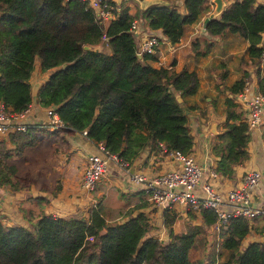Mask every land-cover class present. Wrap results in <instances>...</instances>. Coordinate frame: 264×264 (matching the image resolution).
<instances>
[{
  "label": "trees",
  "instance_id": "obj_1",
  "mask_svg": "<svg viewBox=\"0 0 264 264\" xmlns=\"http://www.w3.org/2000/svg\"><path fill=\"white\" fill-rule=\"evenodd\" d=\"M134 5V13L121 6L112 20L101 25L90 0H0V102L11 113L25 109L37 64L47 76L37 89L36 103L52 107L64 127L85 131L93 144L101 143L127 166L143 149L158 150V143L189 154L192 136L177 95L195 93L196 73L155 66L151 53L137 55L138 41L130 24L138 20L137 30L147 24L173 45L187 26L211 12L209 1L183 0V13L170 4L135 1ZM202 26L212 37L239 35L247 42V54L258 62L264 3L230 0ZM194 41L197 54L205 40ZM241 87V80L234 82L229 94ZM257 90L264 93V80L258 81ZM223 104L224 121L211 152L216 157L214 172L230 178L234 166L248 158V129L230 96ZM54 135L27 124L25 131L0 138V186L12 192L28 189L32 176H16L7 159ZM147 204L152 205L144 199L140 207ZM20 211L26 226L0 222V264H264V240L241 245L249 231L262 233L264 218L260 217H233L216 228L214 211L201 209L197 212L201 224L186 225L168 240H159L149 235L148 218L142 213L131 216V210L116 221L107 220L98 204L86 217L31 219L30 211ZM176 218V212L165 209L161 224L168 228ZM210 228L216 229L217 236L207 232ZM216 238L222 252L215 247ZM196 246L208 250L191 260Z\"/></svg>",
  "mask_w": 264,
  "mask_h": 264
},
{
  "label": "crops",
  "instance_id": "obj_2",
  "mask_svg": "<svg viewBox=\"0 0 264 264\" xmlns=\"http://www.w3.org/2000/svg\"><path fill=\"white\" fill-rule=\"evenodd\" d=\"M209 1L210 13L203 19L216 16L215 4ZM230 0H221V8ZM264 3V0H255ZM174 3V2H172ZM178 12L183 13V0L175 6ZM202 20L186 27L178 42L170 45L158 31V44L155 48L154 65L171 67L175 71L187 69L194 71L198 79V87L192 95L177 100L185 110L188 127L192 136L190 155L206 170L213 169L216 157L211 152L216 135L221 131L224 121V104L226 96H230L229 88L241 78H249L251 85L258 89V81L264 80V63L260 64L256 58H251L247 52V42L235 33H226L221 36H209L202 27ZM142 34L151 31L144 27ZM194 39L205 40L194 53L197 46ZM260 46V44H259ZM203 55V56H200ZM37 77L32 84L31 79ZM47 72H40L35 64L30 78L31 109L21 117L23 122L33 125L39 131H53L54 137L45 143H39L23 150L21 156L7 159V163L15 167V175L32 176V183L26 190L12 192L0 186V221L4 225L18 223L26 226L25 217L20 209L31 212V219L40 215L55 217H86L87 212L94 205L101 208L104 217L109 221L123 220L122 216L131 210V216L144 214L151 227L149 235L159 240H168L171 235L184 230L186 225L201 224L198 213L184 210L181 207L170 208L176 212V220L168 228L161 224L162 209L151 204L140 207L144 202L140 186L130 181L133 174H143L149 177L157 176L174 167V163L157 149L145 148L135 157L128 168H121L115 162L108 161L105 170L96 184L95 189L85 193L80 189V175L89 154H98L89 139L80 132L71 129H50L45 108L36 103L38 87L44 82ZM241 116H242V111ZM24 118V119H23ZM261 122L248 129L246 152L248 158L240 165L234 166L230 178L218 176L212 180L215 190L225 197V192L238 185L245 171L257 170L260 179L256 188L251 192V205L258 206L264 202V109L261 112ZM2 136L0 138H4ZM224 200L221 209H227ZM190 214L193 216L191 218ZM259 227V224H256ZM213 237V228L207 231ZM262 233L249 231L243 238L241 245L245 247L252 242H262Z\"/></svg>",
  "mask_w": 264,
  "mask_h": 264
},
{
  "label": "built area",
  "instance_id": "obj_3",
  "mask_svg": "<svg viewBox=\"0 0 264 264\" xmlns=\"http://www.w3.org/2000/svg\"><path fill=\"white\" fill-rule=\"evenodd\" d=\"M90 6L94 10L95 19L101 24L113 19L118 11L110 0H90ZM130 30L135 33L138 41L137 55L152 53L157 44L156 37L153 34H142L141 30H137L136 21L131 22ZM259 61L264 63V43ZM234 101L242 108L243 119L247 122L248 129L261 122L264 94L255 91L247 77L243 79L242 89L235 93ZM31 107L30 101L19 113H11L0 102V137L10 132L25 131L27 123L20 118ZM45 115L48 128L56 130L66 128L53 112L52 107L45 108ZM81 135L85 137V131H82ZM95 149L98 154H90L86 157L80 175V189L88 194L95 189L108 161L115 162L121 168H128L125 162L108 153L101 143L95 145ZM158 152L169 158L175 168L152 177L143 174L130 176V181L140 186L144 199L153 206L162 210L181 207L193 213L201 209H210L216 214V228L233 217H242L247 220L254 217L264 218V202L258 206L251 205V192L256 188L260 179V173L257 170L245 171L238 185L231 187L225 192V197H222L212 185V180L218 177L213 169L206 170L190 154L167 149L163 143H158ZM222 200L228 206L227 209H221Z\"/></svg>",
  "mask_w": 264,
  "mask_h": 264
},
{
  "label": "rangeland",
  "instance_id": "obj_4",
  "mask_svg": "<svg viewBox=\"0 0 264 264\" xmlns=\"http://www.w3.org/2000/svg\"><path fill=\"white\" fill-rule=\"evenodd\" d=\"M136 1V0H135ZM135 1L133 0H120V1H115L118 8L121 6H126L128 7V9L134 13L136 10V6ZM175 3V6L178 5L180 3V0H146V4L147 5H171ZM37 77L35 76V78L31 79L32 84H34V80H36ZM1 222V221H0ZM3 223V222H2ZM13 225H18V223L13 224ZM213 231L215 232L216 236H217V231L216 229L213 228ZM216 243H215V247L217 249L218 252H222V248L220 247V240L218 238L215 239ZM206 250H208L206 247H195L193 250H191L190 252V259L191 260H196L198 258H200L203 255V252H205ZM224 256V255H223Z\"/></svg>",
  "mask_w": 264,
  "mask_h": 264
},
{
  "label": "clouds",
  "instance_id": "obj_5",
  "mask_svg": "<svg viewBox=\"0 0 264 264\" xmlns=\"http://www.w3.org/2000/svg\"><path fill=\"white\" fill-rule=\"evenodd\" d=\"M111 1V3L114 5V6H116L117 8H118V6H117V4H116V2L115 1H120V0H110ZM137 1V0H136ZM139 4H144V3H146V0H143V2L141 3V2H139V1H137ZM214 3V2H213ZM119 10H120V7L118 8V11L115 13V16H116V14L119 12ZM114 16V17H115ZM112 20V19H111ZM110 21V20H109ZM108 21V22H109ZM132 21H136L137 23H139V24H141L138 20H136V19H133ZM131 21V22H132ZM107 22V23H108ZM106 24V23H105ZM105 24H101V25H105ZM146 27H147V29H149L148 28V26H147V24L145 25ZM203 27V26H202ZM144 29V28H143ZM142 30V29H141ZM151 32L149 33V34H147V35H151V34H153L155 37H156V40H157V44H158V35H156L155 33H153L152 32V30L151 29H149ZM204 30V29H203ZM264 32V31H263ZM263 32H262V42L260 43V47H261V50H262V44L264 43V38H263ZM157 44H156V46H157ZM156 46L154 47V50H153V52L151 53V54H154L155 53V48H156ZM105 47H106V45H105ZM138 49V48H137ZM261 52V51H260ZM137 54V53H136ZM148 54H150V53H148ZM259 56H260V54H259ZM258 62L260 63V64H263V63H261L260 61H259V57H258ZM244 79V78H243ZM243 79L241 78V81H242V85H243ZM248 80H249V78H248ZM249 82H250V80H249ZM251 84V83H250ZM252 86V85H251ZM252 88L255 90V91H257V92H259L257 89H255L253 86H252ZM241 89H242V87H241ZM260 93V92H259ZM261 94H264V93H261ZM234 95H235V93L234 94H232L231 95V98H232V101L237 105V108H238V110H239V112L240 111H242V108L234 101ZM242 117H243V111H242ZM243 121L244 122H246L244 119H243ZM247 123V122H246ZM247 129H248V124H247ZM97 145V144H96ZM144 198V197H143Z\"/></svg>",
  "mask_w": 264,
  "mask_h": 264
},
{
  "label": "water",
  "instance_id": "obj_6",
  "mask_svg": "<svg viewBox=\"0 0 264 264\" xmlns=\"http://www.w3.org/2000/svg\"><path fill=\"white\" fill-rule=\"evenodd\" d=\"M139 2H143V0H137ZM214 4H215V7H214V12L215 13H218L220 10H221V0H213ZM208 21V18H205L203 20V23H206Z\"/></svg>",
  "mask_w": 264,
  "mask_h": 264
}]
</instances>
